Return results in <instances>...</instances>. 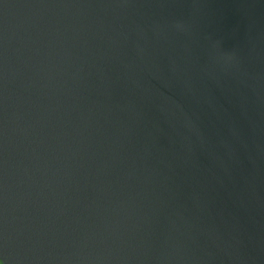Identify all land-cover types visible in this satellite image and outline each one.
I'll list each match as a JSON object with an SVG mask.
<instances>
[{"label": "water", "instance_id": "95a60500", "mask_svg": "<svg viewBox=\"0 0 264 264\" xmlns=\"http://www.w3.org/2000/svg\"><path fill=\"white\" fill-rule=\"evenodd\" d=\"M4 264H264V0H0Z\"/></svg>", "mask_w": 264, "mask_h": 264}, {"label": "snow or ice", "instance_id": "6c2138e0", "mask_svg": "<svg viewBox=\"0 0 264 264\" xmlns=\"http://www.w3.org/2000/svg\"><path fill=\"white\" fill-rule=\"evenodd\" d=\"M0 264H4V261L0 260Z\"/></svg>", "mask_w": 264, "mask_h": 264}]
</instances>
